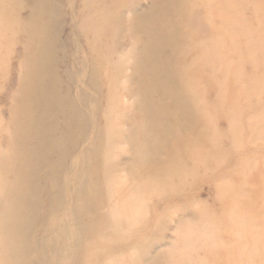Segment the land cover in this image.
<instances>
[{
	"label": "rangeland",
	"instance_id": "1",
	"mask_svg": "<svg viewBox=\"0 0 264 264\" xmlns=\"http://www.w3.org/2000/svg\"><path fill=\"white\" fill-rule=\"evenodd\" d=\"M0 264H264V0H0Z\"/></svg>",
	"mask_w": 264,
	"mask_h": 264
}]
</instances>
